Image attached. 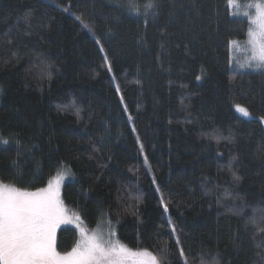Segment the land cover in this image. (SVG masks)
Listing matches in <instances>:
<instances>
[{"label": "trees", "instance_id": "16d2710c", "mask_svg": "<svg viewBox=\"0 0 264 264\" xmlns=\"http://www.w3.org/2000/svg\"><path fill=\"white\" fill-rule=\"evenodd\" d=\"M235 1L0 0V182L35 191L66 165L86 230L163 264H264V69L231 57L264 0Z\"/></svg>", "mask_w": 264, "mask_h": 264}, {"label": "snow or ice", "instance_id": "6c2138e0", "mask_svg": "<svg viewBox=\"0 0 264 264\" xmlns=\"http://www.w3.org/2000/svg\"><path fill=\"white\" fill-rule=\"evenodd\" d=\"M234 3L235 0H228L230 6ZM155 6L154 0H149L145 7ZM252 7L255 8V18L250 19V24L256 25L257 30L250 27L248 31V43L252 47L248 67L255 65L257 68H264V3H256ZM63 10L68 11L67 8ZM244 15L248 16L249 13ZM76 19L80 20L84 28L91 31L81 17ZM96 42L100 43L99 40ZM231 44L236 46L237 41H232ZM100 50L103 51V47ZM104 59L107 63V56ZM108 70L111 71L110 64ZM199 79L198 76L197 80ZM117 92H119L118 86ZM236 110L244 117H250L245 107L236 105ZM260 121L264 123V117H261ZM217 142H219L218 137ZM8 143V140L0 139V144ZM62 179V175L58 176L55 185L49 181L47 188L37 189L34 192L0 183V264H129L130 260L132 264H163L167 259L163 254L158 258L146 252H132L118 241L105 240L99 233L89 235L84 228L80 229L81 240L75 247L64 253L58 252L55 245V229L60 223L68 222L59 196V184ZM233 179L238 182L241 177L233 173ZM74 218L79 220V216ZM250 222L258 233L264 234V210H260L258 219L254 216ZM172 231L175 232L174 227ZM176 243L180 244L179 238ZM166 250L165 248L163 251ZM178 254L183 264H188L183 248L178 249ZM144 256H148L147 261L140 259ZM201 264H205L203 257ZM211 264H220V261L214 257Z\"/></svg>", "mask_w": 264, "mask_h": 264}, {"label": "rangeland", "instance_id": "374dc122", "mask_svg": "<svg viewBox=\"0 0 264 264\" xmlns=\"http://www.w3.org/2000/svg\"><path fill=\"white\" fill-rule=\"evenodd\" d=\"M256 3H260V2H253V3L248 4L247 6H245V11H243L244 14L245 13H249L250 19L251 18H255V8L252 7V5H255ZM235 4H236V1H235L234 5ZM234 5H232V7ZM250 27L253 30H257L256 29V25H252L251 24ZM248 40H249V36L247 37V41H245V42H238L237 41V45L236 46H233V45L231 46V57H232L233 60L236 59V64L239 65V67H242L241 65H243L245 67H248V64H249V61H250V57L252 56V47L248 43ZM253 66H255V65H253ZM234 108L236 110V106ZM239 114L242 115L241 113H239ZM61 175H62L63 179L61 180V182L59 184V196H60L61 201L63 202L64 208H65V211H66V214H67V217H68V222L60 223L56 227V229H55V245H56L57 233L64 226H72V227H75L77 229V231H78V239H77V242H76V244H77L81 240V231H80V229L81 228H84V227L81 225V223H80L79 220H76L74 218L76 216H73V215H71V214L68 213V211H67V209L65 207V203L63 201V197H62V189H63L64 184L68 180H70L72 178V171H71V169L69 167H67L66 165L62 166L60 168L59 172L55 176H53L50 179V181H52L53 184L55 185V181H56L57 177L58 176H61ZM0 183H2V182H0ZM3 184H5V183H3ZM48 184H49V182H48ZM48 184L45 187H43V188H47L48 187ZM26 191H28V190H26ZM30 192H34V191H30ZM85 231L89 235H91L93 233H99V234L103 235V237H104L105 240L111 239L113 241H118L121 245H123L124 247L130 249L128 246H126L124 243H122L118 239L115 228L112 227L108 221H102L97 226H95L94 228H92L91 230H86L85 229ZM76 244L74 245V247L76 246ZM56 250H57V248H56ZM131 251L132 252H139V253H145V252L146 253H149L147 251H135V250H131ZM140 259H142L144 261H147L148 260V256L141 257ZM129 264H132V261L131 260L129 261Z\"/></svg>", "mask_w": 264, "mask_h": 264}]
</instances>
